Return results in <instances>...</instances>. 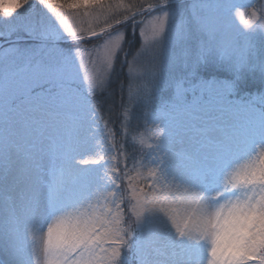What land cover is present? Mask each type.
<instances>
[{
	"label": "rangeland",
	"instance_id": "obj_1",
	"mask_svg": "<svg viewBox=\"0 0 264 264\" xmlns=\"http://www.w3.org/2000/svg\"><path fill=\"white\" fill-rule=\"evenodd\" d=\"M77 100L85 145L41 139ZM50 228L56 264H264V0H0V264H47Z\"/></svg>",
	"mask_w": 264,
	"mask_h": 264
},
{
	"label": "bare ground",
	"instance_id": "obj_2",
	"mask_svg": "<svg viewBox=\"0 0 264 264\" xmlns=\"http://www.w3.org/2000/svg\"><path fill=\"white\" fill-rule=\"evenodd\" d=\"M84 108H85V106L83 105V102L81 100H77L73 104L62 106L61 112L58 114L57 117H54L52 115H43L42 112H39V114H36V116L32 117L31 119L35 118L36 122L43 121L41 124H44L45 127L40 130V133H37V134H39L38 136H40L41 139L45 134H49V135L53 134L54 135L57 133L59 135H62L63 137H66V142H68L70 140L69 138L71 137L74 140V143H77V145L80 143L85 145L86 141L91 138V135L89 134V131H88V127L90 124L91 117H90V115L87 114L86 117H81L80 119H76V116H78V114ZM14 117L15 116H13V118H9V121L16 123L19 121V119L25 118V116H21V117L17 116L15 118ZM28 118H30V117H28ZM73 118H74V120H77V121L76 122L73 121ZM48 131H50V133H47ZM36 142L37 141H35L33 144L29 145V146H31L30 149H33V148L41 149L42 148V145H40ZM202 150L203 149L201 148V150H200L201 154H203ZM197 154H199V152ZM221 154H223V152H221ZM50 164H52V162H48V164H46V165L51 166ZM18 168L19 169L17 171V176L21 175V178L25 177L24 180H26L29 165L21 163ZM22 180H21V182H22ZM186 180H187V183L190 182V185L193 188H195V184H193V182L190 181V179L188 177ZM201 182L203 184L212 182V178L210 177V174L205 175L204 178L201 179ZM70 184H72L71 188H74V189L77 186H81V183L77 182V179H75V178L74 179L72 178V180L70 181ZM225 186L227 188H229L228 193L232 191V189H231L232 184L230 182L225 181ZM84 189H85L86 193L89 191V189H87L85 186H84ZM112 189H113V184H109L105 188V193L103 194V198H104L103 203L105 204V202H107V206H110V209H112L113 206H115V199L111 193ZM65 192H66V190L63 193H65ZM23 194H24L23 196L17 197V200L14 203L15 207H20L22 205L25 206L26 203H24V200L26 202V199H27L26 197H29V194L26 191H25V193L23 191ZM49 194H45V196H47L46 198H50V200H51V198L53 199L54 198V191H51ZM194 194L195 195L191 196L190 202L192 205L195 206V201H197L198 195L196 193H194ZM85 196L81 195V199L83 202H85L87 200ZM223 196H224L223 193L220 195L219 194H213L211 196V199H213V201H217V200L221 199ZM23 197H24V199H23ZM20 199H22L21 202H20ZM52 203H54V202H52ZM196 203H198L197 206L199 204H201L199 200ZM28 222L32 223V225L35 226L34 222H37V216L35 215V212L32 214V217ZM108 225H109L108 220L106 218H103L101 228L105 229V228H107ZM58 234H60V232H58V230H54V228H50V231H48V235H47L48 239L46 240V245H48V251H47V259L45 261L47 264H56L52 259L54 258L53 254L55 255V253H56V250H55L56 247H54V243H55L54 240L57 239L56 236ZM110 244H111V242L108 244L105 243V246L102 248V250L100 252H98L95 255V257H98L103 262L106 260L108 261V259H107L108 257H107V255H105V253L107 252L105 248H106V246L108 247V245H110ZM112 244H114V243H112ZM202 248H205L204 244L202 245ZM204 251H207V249L205 248L201 251L202 257L206 258L207 254ZM207 252H209V251H207Z\"/></svg>",
	"mask_w": 264,
	"mask_h": 264
}]
</instances>
